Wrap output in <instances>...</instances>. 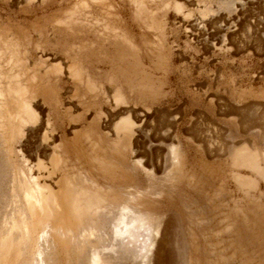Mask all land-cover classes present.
<instances>
[{"label": "rangeland", "instance_id": "obj_1", "mask_svg": "<svg viewBox=\"0 0 264 264\" xmlns=\"http://www.w3.org/2000/svg\"><path fill=\"white\" fill-rule=\"evenodd\" d=\"M170 1L145 26L114 5L107 23L129 32L124 42L102 34L101 11L97 26L68 19L75 0H38L31 11L24 0H0V91L6 124L15 113L22 120L18 172L31 167L43 184L54 227L110 203L112 218L125 204L147 214L156 230L132 231L110 264H264V165L240 152L246 143L251 157L264 154V0L224 9L218 0ZM204 7L225 18L219 38L214 25L189 26ZM102 232L81 260L112 242L110 226ZM52 234L64 259L66 237ZM11 250L1 264L25 258Z\"/></svg>", "mask_w": 264, "mask_h": 264}, {"label": "bare ground", "instance_id": "obj_2", "mask_svg": "<svg viewBox=\"0 0 264 264\" xmlns=\"http://www.w3.org/2000/svg\"><path fill=\"white\" fill-rule=\"evenodd\" d=\"M36 1H38V0H24V2L26 3V5L30 9V11H31V6ZM75 1H76V4L74 7V10L68 12V16H67L68 19L72 20V19H74V17H76L79 19H83L87 22L89 20V21L93 22L94 26L95 25L97 26V25H99L98 24L99 23V19H98L99 16L97 17L96 14L98 11H101V15L103 18L102 22L106 23V24H104L105 26L103 28L104 31L102 34L105 35V37L109 38L110 40L121 39L124 42L132 41V37L129 36V32L126 30H122L121 28L117 27L116 25H112V27H111L107 23L109 21L108 19L111 17L112 10L115 8L114 5H116V4L118 5V3L126 4L129 7V10H130L132 16L134 17V19L143 22V26H145L146 21H142V20H144V18L146 19V18L150 17L152 14L162 13L163 10L165 11V10L169 9L170 4H171L170 0H75ZM218 3H219L218 7L220 9L227 8L229 5H235L234 4L235 1H233V0H218ZM173 5H174L175 10L178 11L179 9H181V6L178 5L177 3H175ZM209 12H210V9H208L206 7L201 9L199 12V15L197 17H194L191 20V23L189 26L192 29L196 28L199 30L200 29L204 30L207 26L211 27L209 25H214L216 27V30H217L216 38H219V36H220V34H222L224 26H225V22H226L225 18H223V16L219 15V13L216 14L215 18L209 17V15H208ZM116 19H118V18H116ZM71 20H69V21H71ZM123 20H124V18H123ZM183 20H184V18H183ZM64 21L65 20H61L59 23H63ZM158 21H160V20H158ZM183 22H185V21H183ZM126 23H127V21H126ZM146 28H149V27H146ZM205 32H206V30H205ZM223 34H225V33H223ZM224 37H226V36H224ZM110 40H108V42ZM110 43H108V44H110ZM112 44H113V42H112ZM114 45H115V43H114ZM0 59H1V57H0ZM75 68H77V67H75ZM51 69H52V67H51ZM13 99L15 100V98H13ZM5 107H6L5 101H4L3 95L0 91V264L6 260L8 253L10 251H12L11 249L15 246L19 247L21 249V253H23V256H25V258H21V259L16 260L15 264H63V263L64 264H110L111 261L114 259L113 258L115 256L114 253H116L115 248H117V247L122 248L123 244L125 242L124 240L131 235L132 231H134V230L135 231L146 230L149 228L152 229L153 231L156 230L155 224H153V222L150 223V221H149L150 218H148L149 216L147 214H144L142 211L138 210L137 208L130 207L127 204L120 207V209L117 211V215L115 212V217L112 218L114 215V209H113V204H111V203L105 205L103 208L93 207L92 209L88 210L87 213L89 215L87 213L86 214L89 217L87 219H85L84 222H81V220L78 219V220L72 222V224L68 225L66 227V229H63L62 227L52 226V224L49 221V218L46 216V214H47L46 213V207L48 204L46 203V197H45L46 192H45V188L42 186L43 184L40 185L38 183V181L36 180V178H34V176H32L31 167H30V169H28L27 174L23 173L20 170H19L20 174L18 172L17 159H16L17 158V152H16L17 149H15L14 142H16L15 140H16L17 133H18L16 126H17V124L22 122V120L19 121V118H17V114L15 113L12 117H10L11 119H9V121H7V124H6V121H5V109L6 108ZM24 114H25V112H24ZM262 124H263V122H262ZM21 125H22V123H21ZM258 125L260 126V124H258ZM6 127H8V128L6 129ZM263 135H264V133H263ZM7 138L10 139V142H11V146H10L9 151L5 147V143H6ZM47 148L48 147L46 145L40 146L39 150H41L42 152H45V150H47ZM240 152H241V155L244 156V160H243L244 163H247L250 165L251 162L249 159L253 158L254 161H256L258 163L262 162V164L264 165V154L260 157L259 154L254 152L252 154V157H251V152H250V150H248L246 143L243 145ZM8 153H10V154H8ZM52 158H54V160L57 158V157L55 158V153H54V155H52ZM58 160H59V158H58ZM57 161L55 160V163ZM243 164H242V166H243ZM240 167H241V165H240ZM33 169H35V168H33ZM68 176H69V174H68ZM72 180H73V178H72ZM89 181H90V179H89ZM249 187H250V185H249ZM49 188H51V187H49ZM66 189H68V188H66ZM69 190H71V189H69ZM78 190H79V188H78ZM92 192H93V190H92ZM48 193L50 196H53L55 194L52 191H50V192L48 191ZM68 193H69V191H68ZM59 195H60V193H59ZM57 196L58 195H56V197ZM86 197H88V196H86ZM53 200H55V199H53ZM66 200H67V198H66ZM71 200H73V199L71 198ZM99 201L97 200L98 203H100ZM75 203H76V201H75ZM73 208H74V212H75L74 215H76L79 212V209L77 208L76 205H74ZM37 212L41 213V217L37 221V225H38V232L37 233L38 234L36 235L35 241H32V236H31V234H29V228H31V226L33 225V222L35 221L34 220L35 215ZM66 214H67V211H66ZM54 216H56V215H54ZM58 219H60V218H58ZM60 221H62V220H60ZM105 225L110 226V230H111L110 233H112V242L107 244L104 247H101V248L91 247L87 251L84 260H81V258L79 257L81 252H83L84 249L88 247V243L91 239L101 237V233H103L102 228ZM32 232H34V231H32ZM52 233H61L62 236L66 237L68 246H67V250H66V254H65L64 259L62 258V255H61L62 252L60 251V247L58 245V242L54 238ZM108 242H109V240H108ZM119 250H117V251H119Z\"/></svg>", "mask_w": 264, "mask_h": 264}]
</instances>
